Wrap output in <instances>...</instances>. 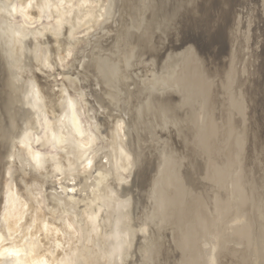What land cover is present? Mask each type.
<instances>
[{"label":"bare ground","instance_id":"1","mask_svg":"<svg viewBox=\"0 0 264 264\" xmlns=\"http://www.w3.org/2000/svg\"><path fill=\"white\" fill-rule=\"evenodd\" d=\"M243 1L186 0L190 16H181L183 23L174 27L170 41L172 52L187 48L158 67L152 78L136 76V92L123 93L126 68L132 67L134 42L139 40L129 31L136 28L142 0H0V264H138L136 214L157 232L155 264H216V257L205 259L208 254L203 249L206 239L212 237L207 245L210 252L222 249L219 264H264L258 257L261 250L255 249L261 245L259 241L264 245V193L260 194L261 183L255 181H264V63L257 69L259 80L253 81L251 75V89L239 90L243 81L238 80L239 45L234 42L231 49L221 33L222 25L236 23L234 15ZM18 14L22 20L16 23L13 19ZM97 17L103 21H96ZM128 18L132 19L129 24ZM42 19L53 22L42 29L32 28ZM118 20L116 42L114 39L108 47L114 57L111 86L101 75L98 57L106 48L101 41L120 24ZM88 24L97 29L87 38L92 46L90 57L77 53L75 61L81 68L79 76L98 79L100 100L121 102L119 109L125 111L131 106L130 98L139 100L146 94L144 98L156 99L149 98V112L156 114L154 123L137 127L130 113L127 124L121 117L103 134L100 130L105 139L111 138V150L121 145L119 164L128 156L133 159L131 183L123 182L129 168L113 169L110 150L81 167L101 137L92 131L95 125L86 127L82 122L83 110H93L84 107L86 99L75 98L67 88L58 91L50 83L49 87L41 83L51 76L48 73L42 81L35 75L51 64L60 66L67 55L70 58L68 53L78 50L80 44L76 33ZM248 37L251 40L250 33ZM48 44L52 62L44 55ZM141 49L145 52L141 56L148 53L152 64L156 55H162L153 45L147 51ZM222 88L227 92L222 93ZM225 93L230 105L220 110L218 104ZM247 101L249 110L245 109ZM236 116L243 117V126L235 123ZM238 127L243 128L239 131ZM41 133L54 138L52 148L60 156H44L34 150L33 145L43 141ZM158 136L166 140L160 141ZM157 148L158 153L151 157ZM21 151L29 163L9 182L7 166ZM27 167L43 182L48 176L64 175L51 182L45 207L34 184L26 179ZM96 174L101 182L95 183ZM111 176L115 181L109 180ZM81 178L84 190H105L97 206L75 205L76 183ZM79 217L87 227L84 234ZM255 252L256 257L251 255Z\"/></svg>","mask_w":264,"mask_h":264},{"label":"rangeland","instance_id":"2","mask_svg":"<svg viewBox=\"0 0 264 264\" xmlns=\"http://www.w3.org/2000/svg\"><path fill=\"white\" fill-rule=\"evenodd\" d=\"M115 1H116V3L119 2V0H115ZM254 3H255V6H254ZM261 3H263V4H261ZM98 5L99 4H97V7H98ZM263 5H264V0L263 1L262 0H244L242 3L240 2V5L237 8L238 10H237V12H235L234 21L236 23H232L228 27H225L223 25L221 26V28H222L221 33H222L223 39L229 44L231 49H233V47H234V45H233L234 42L238 43V45L240 46V48H238L239 46L236 47V49H238L239 52L241 53L240 58L237 59L239 62L240 70H241V72L239 73L240 75L238 76V80H240V78H242V80H243L242 81V89H239V90H244L243 92H247L248 89H251L250 85H251V80L253 77L255 78L253 81H255L256 79L259 80L261 78V76L259 74H257V72H258L257 69H261V67L263 66L262 64L264 63V59H263L264 58V6ZM68 6L69 5H67V7ZM141 9H142V11H141ZM141 9H140L139 17L137 20L136 28H130V31H129L131 33H135L139 37V40L134 42V51L131 55L132 61H130L131 62L130 65L132 67L130 69L126 68V70L128 72V80H127V83L125 85L126 89H124V92H123V89L120 88L121 93L122 92L123 93H125V92H127V93L128 92H131V93L136 92V87L133 84L134 81H136V80H134V79H136L137 77L138 78H140V77H142V78L143 77H146V78L151 77L152 78L155 73H158L159 68L163 67L165 62L170 57L176 55L177 53H180L182 50H185L187 48V47H185L182 49V46H181L178 48H181L182 50L176 49L175 52H172L173 51L172 50L173 44L170 41L171 36H174V34L176 32L175 29L177 28V26H179L178 23H183V18H181V16H183L184 14H186L188 17L190 16V13L188 11L189 4H186V0H142ZM239 18H240L241 24L239 22ZM21 20H22V17L20 14H18L17 17H14V19H13V21L16 23H19ZM96 21L100 22V21H103V19L100 17H97ZM131 21H132V19L128 18V24ZM52 22H53V19L52 20L42 19L41 22L38 21L35 25H32L33 27L32 26L31 27L38 30L39 28L42 29L41 27L44 28L45 24L52 23ZM120 25H121V22H120V24H118L114 27L113 32H109V35H107L105 37L102 36V37H104L103 38L104 40H102L101 43L106 48L102 49L101 54H99V57H98V59L102 61L101 75L105 79L106 83L110 84L111 86H112V84L109 83V81L111 80V72L114 70V68L112 66L113 65L112 60L114 59V57H113L112 51H110L109 50L110 48H108V47L112 46L114 39L117 38L116 35L118 34V30L120 29ZM130 26H131V24L129 25V27ZM174 27H176V28H174ZM91 28H92V26L90 24H88V25H84L82 28H80V30H78V32L75 35V38L80 41V44L77 48L78 50H74L72 53H68V54H70V58H68V55H67L65 57L64 61L61 63L62 66L61 65L56 66L54 64H51V68L49 66H47L46 68H42L43 71L46 73L41 72V71H37V73H35L36 77L42 81V79H40V78H43L42 77L43 75H45V77L47 78L48 77L47 73H48L51 76L45 80V82H47V83H45L43 81L41 83H44V85H46L48 87L50 86L49 85V83H50L55 90H56V88H58V91L60 90V87H64L65 89L67 88V91H69L68 93H70L75 98H78L80 100L86 99L85 100L86 102L81 100L83 102L84 107L85 108L89 107V109L91 111L93 110V112H87V110L84 109L82 112V115H81L82 122L84 123V125L86 127H89V126L93 127L95 125L96 127L94 126V128H96V130L92 129V131L96 135H98L99 137L101 136V134H103L104 132L107 131V128H110L111 123L117 118L122 117L124 119L125 123L127 124L130 121V113H131V122L132 123L135 122L137 127H141V126L143 127L144 123H145V125H149L151 123H154V121H152V119H155L156 114H154L152 116V113L149 112V108H150L151 103L154 101L155 98H150V97L144 98V97H146L145 96L146 94L143 96L142 99H139V100L136 97L130 98L131 106H129L124 111L122 109H119L121 106V102H119L118 104H114V103H110V101L106 100V98H104V99L102 98V100H100V97L102 96V87H101L100 83L98 82L97 78L95 79V77L91 76L90 78L85 79L84 77L79 76L81 68H80V66H77V63L75 61V56L77 53H80V56H85L86 58L88 56L90 57L92 46H90L91 48L89 47V42L87 41V38H90L91 35L96 33V30H97L96 27L92 28V29ZM239 28H240V30H238ZM249 33L251 35V37H250L251 40H249V37H248ZM243 41H244V43H243V48H242L241 42H243ZM115 42H116V39H115ZM151 45H153L155 47L156 51L159 50L160 52H162L161 57L156 55L157 58L155 59L156 61L154 62V64H152L150 62V60L148 58L149 56H147L148 53H146L143 56H141V54H140V52H143V54L145 53L141 48H143L144 50L147 51L148 48L151 47ZM48 48H49V50H48ZM43 49L45 50V52L47 51V54H44L45 57L47 56V58L52 62L54 56L52 53L53 51H52L51 46L48 44ZM200 55L202 56V54H200ZM139 56L142 57V60L139 61V63H137L136 61L138 60ZM259 56H261V57H259ZM225 59L229 61L230 56H226ZM72 66H75V67L72 68ZM234 66H235V68H238L237 62L234 64ZM70 68H71V71H70ZM251 75H252V78H251ZM258 80H257V82H258ZM225 83L226 82H224L223 84H225ZM237 85H239V84H237ZM98 88L100 91L98 90ZM221 92L224 93L227 91L225 90V88H222ZM18 94H20V92H18ZM228 95H229L228 93H225V95H224L225 97L220 99L219 104H218L220 110L226 109L227 107H229L230 102H229L228 97H227ZM149 98L152 100V102L150 101ZM155 101H156V99H155ZM86 104H87V106H86ZM250 108H251V103L248 101L245 102V109L249 110ZM130 110H131V112H130ZM248 114H250V113H248ZM90 117H91V119H90ZM234 119H235L236 124L241 123L242 126L244 125V120H243L242 116H236V117H234ZM219 120H222V119H219ZM3 121L7 123V120L5 117H4ZM94 122H96V123L94 124ZM122 125L123 124L120 123V128H121L120 130L121 131L124 129V127H122ZM97 127H98V129H97ZM242 128L243 127H238V130L240 131ZM100 130H101V134H100ZM96 132H98V133H96ZM105 135H107V134H105ZM163 135L165 137V134H163ZM163 135L159 134L160 137ZM39 136L43 137L44 135L41 133ZM160 137H159L160 141L167 139L166 137H165L166 139H164V137H163V139ZM103 138H104L103 136L100 137V140L98 141L97 146L94 147L93 151L86 157V159L81 164V167L82 168L86 167V164H88V166H89V164L91 163V161L93 160L95 155L97 156V154H101L104 150H110V151H112L111 155H112L113 160H114L113 169H114V167H116V168H118L116 171H119L122 168L123 169L129 168L130 170H127V172L124 173V181L123 182L124 183H131L133 181V176L131 173L132 172L131 168L134 167L133 159L129 158V156H128V157H126L125 160L123 159L122 161H120V164H119L117 161L123 156V149H122L121 145L117 144V145H115L114 149L111 150V148L109 147L112 144L111 138L110 137H107L106 139L104 138V141L102 140ZM53 140H54V138H52L51 135L50 136H44L43 141L37 142L36 145H33L34 146L33 148L35 151H37V153H40L41 155H44V156H50V157L51 156H60L61 153L59 151H57L56 149L52 148L53 147V143H52ZM108 143H109V145H106ZM156 143H158V142H156ZM161 145H162V143H161ZM161 145L159 147H161ZM158 150H159V148H157L156 150H152L150 156L151 157L155 156L158 153ZM28 163H29V158L27 156H25L24 152L21 151L19 153H16L15 154V160H11L10 164L7 166L8 173L10 174V175L7 174V177H6L7 180H9V182H13V179H14V176L16 175V172L17 171L22 172L23 166L24 165L26 166V164H28ZM125 163H128L127 167H124ZM130 163H131V166H130ZM27 169H30V170L26 176V179L28 182L34 184L36 190L39 193V200L43 201L44 207H45V204L47 203L46 198H47L48 193L50 192L49 187H50L51 182H57V181L61 180L64 175L61 176L62 174L60 175V173H57L53 176H48L47 182L44 181L45 182L44 183L42 180H39V178L35 176L34 169L32 167H29V168L27 167ZM114 173H115V175L117 173H119L118 175H121V174H123V171H120V172L114 171ZM96 176H97V178H96L97 181L95 183L101 182V176L98 177L97 174H96ZM81 180H83V179L82 178L79 179L78 183H76L74 195L76 198H78V200H77V203L75 205L77 207H80L81 205H84L86 203L87 204L86 206H91V207L97 206L99 204V200H98L99 195L100 196L105 195V193H106L105 190L102 192L98 191V192L90 193L91 192L90 190H87V191L84 190V188L82 187L83 181H81ZM109 180L115 181V177L111 176L109 178ZM122 180H123V178H122V176H120V182H122ZM255 181L261 183L258 187V189L261 191L260 194L264 193V181L259 180V179H256ZM107 184L108 183L106 182L105 185H107ZM105 185L103 187H100V189H103V188L105 189ZM86 192H89L90 194L84 196V194H86ZM156 199L157 198L155 195L153 200L155 201ZM69 200L71 201V203H70L71 207H73L72 206L73 205L72 199H69ZM93 204H95V205L93 206ZM57 205L63 206L62 204H60V202H57ZM73 212L76 213L77 210L73 211ZM60 216H62V215H60ZM49 217L51 218L52 215H50ZM134 217H136V218H134L135 222H138L136 231H137V235L140 238V245H139L138 251H137V253H138V257H137L138 261L137 262H138V264H143V263L144 264H155L154 261H155L156 251H157V243H155L154 241L156 239L157 232L153 226H151L149 223H145V221H143L144 219H143L142 215L136 214V215H134ZM138 217H139V220H138ZM82 220L83 219H81V218L79 219V221H80L79 226H81L82 230H84V232L82 233V234H84L87 227L84 224L85 222H81ZM140 228H144V229L140 230ZM138 232H139V234H138ZM229 233L230 232L227 231V234H229ZM166 238L167 237H164V236L161 237L162 241H164V240L166 241ZM213 238L214 237H212L210 240L206 239L205 243L203 244L204 245L203 249L205 250V253L207 250L206 254H208L207 255L208 257H205V259L206 258L210 259V258L216 257L217 258L216 264H219V256L222 252V249H217L216 252H212V250H211V252H210L211 246L207 245V242L210 243L213 240ZM259 242L261 245L255 246V249L261 250L258 257H261V259H264V245L261 241H259ZM172 244L173 243L171 241V243H169V245H167V248L170 247ZM236 245L238 247H240V245H238V244H236ZM232 246H235V245H232ZM141 247H142V249H141ZM241 247H243V246H241ZM88 250H91V245L89 246ZM256 252L251 254V255L256 257ZM209 253H211V254L209 255ZM206 263L208 264V262H206ZM83 264H86V263L84 262ZM254 264H255V262H254Z\"/></svg>","mask_w":264,"mask_h":264}]
</instances>
